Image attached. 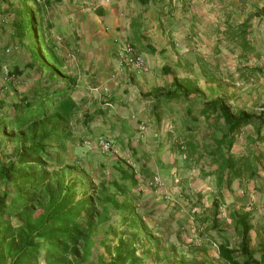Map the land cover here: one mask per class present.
Listing matches in <instances>:
<instances>
[{"label": "trees", "instance_id": "1", "mask_svg": "<svg viewBox=\"0 0 264 264\" xmlns=\"http://www.w3.org/2000/svg\"><path fill=\"white\" fill-rule=\"evenodd\" d=\"M34 3L12 0L7 7L0 5V33L7 30L10 38L3 47L30 54L24 67L12 74L46 72L28 97L11 104L10 116L0 114V264H88L96 247L103 250L97 264H264V211L258 209L260 221L254 224L258 205L244 202L250 196L247 183L260 181L264 168V109L234 113L222 98L204 99L197 81L213 78L206 71L210 64L198 54L190 61L177 60L179 77L172 74L171 89L157 97L152 115L159 126L161 101L163 108L169 103L186 102L192 108L202 103L199 111L187 109L188 122L180 123L175 140L167 133L159 145L177 157V169L193 167L201 178H213L215 197L208 207L201 193L179 182L177 197L164 195L158 201L155 192L166 182L154 183L156 171L147 158L135 167L121 156L109 163L108 156L110 170L103 163L91 168L70 164L69 147L77 143L79 130L85 135L82 140L99 139L89 127L104 109L93 110V99L82 107L73 99L76 79L65 72L56 44L45 40L42 19L31 9ZM253 4L242 21L234 15L238 5L221 7L224 23L214 29L228 46L241 51V61L258 55L248 36L252 20L262 18L264 7ZM3 47L1 64L8 55ZM171 69L164 67V72L171 74ZM247 127L251 133L234 153ZM117 145L137 162L129 141ZM140 181L151 193L139 189ZM252 190L264 198V182ZM223 191L230 194V202Z\"/></svg>", "mask_w": 264, "mask_h": 264}, {"label": "crops", "instance_id": "2", "mask_svg": "<svg viewBox=\"0 0 264 264\" xmlns=\"http://www.w3.org/2000/svg\"><path fill=\"white\" fill-rule=\"evenodd\" d=\"M209 2L210 0H35L31 4L34 14L41 16L45 40L56 44L57 55L63 59L65 72L76 79L73 99L80 107L88 105L93 99L97 101L93 110L98 107L104 109V113L90 124L92 135L100 136L99 139L107 137L106 140L115 143L119 149L117 144L121 140L129 141L137 151L138 159L135 162L131 153L124 151L120 156L129 165L138 167L143 163V158L149 159L156 177L166 182L165 188L155 192L158 201L164 195L177 197L178 182L201 193L205 207L215 197L213 178H201L198 170L193 167L187 169L179 165L180 168L177 169L175 164L180 161L169 149L159 145L160 138L163 139L167 133H171V140H175L177 130H181L180 123L188 122L187 109L199 111L202 103L196 104L194 108L186 102L169 103L163 108L161 101L159 126L152 115L157 97L165 95L171 89L172 74H178L179 69H175L177 60L190 61L201 53L196 48L194 36H209L207 30L222 23L218 15L222 12L221 7L227 3L209 5ZM231 2L238 5L236 9L233 8L236 13L243 10L244 7L238 0ZM215 5L218 10L211 11L210 7L215 8ZM206 10L213 14L208 15ZM10 14L8 9V15ZM205 27L208 29H203ZM9 40L7 30L0 33V48ZM123 42L132 44L142 54L149 67L148 73H137L129 68L120 69L117 50ZM68 55L72 57L69 58ZM169 66L173 70L171 69V74H166L164 67ZM80 110L83 111V108ZM180 159H184V156ZM263 182L260 181L261 184ZM255 185H247L249 193L250 187ZM138 187L146 194L151 193L145 181H140ZM237 190L239 193V189ZM223 194L225 198H230L227 191H223ZM249 195L255 196V200L261 201L263 198L259 192L253 191ZM252 237L255 238L254 232Z\"/></svg>", "mask_w": 264, "mask_h": 264}, {"label": "rangeland", "instance_id": "3", "mask_svg": "<svg viewBox=\"0 0 264 264\" xmlns=\"http://www.w3.org/2000/svg\"><path fill=\"white\" fill-rule=\"evenodd\" d=\"M11 1L12 0H0V5L2 4L6 7L7 4H11ZM219 2H221L222 5L223 3H227L229 5L231 0H210L209 5L214 3L218 4ZM253 3H258L259 5H262L261 7H264V0H243L241 6L244 8L240 11V13L234 14L231 8H227V11L230 10L231 15L234 14L238 21H242L245 19V16L249 15L252 11L254 5ZM214 7L215 8L211 6L210 10H218L217 5ZM30 8L31 7H29V9ZM31 9L33 10L34 8ZM207 13L208 15L213 14L210 11H207ZM223 15V12H219L218 16L220 19H224ZM39 17L41 16L38 15V18ZM222 23L219 24V26H221ZM251 28L253 32L250 36H248V39L253 44L255 53H258V55L253 56V54H251L242 61L239 58L241 51L233 45L228 46L220 35H215V27H213L212 30H209L208 27L203 28L206 30L208 29L206 33L209 34V36L202 35L203 38L198 36V34L194 36L195 45H197L196 48L201 51V53H197L205 56L202 59H205L206 63L210 64L207 66L208 69H206L207 74H213L212 79L207 80L206 78H198L197 86L202 91L203 98H222L225 103L231 107V110L234 113L246 111L251 114H257L260 110L264 109V33H262V31H264V14L262 18H254L252 20ZM7 48V46L3 47L2 50L6 51ZM4 59L6 60L2 65L6 66V68L12 72L15 68L22 69L25 63L30 59V54L26 49H20L18 52L8 54ZM42 73L43 74H40L36 71L26 72L23 75L18 76L19 80L16 83L9 84L8 86L5 84L2 77H0V102H3V108L0 110V114L5 113V115L10 116L11 104L22 97H28L31 89L35 86V82L39 81V77L42 76L43 79L46 75L45 71ZM180 76L183 77L182 72H180ZM191 78L194 79V77ZM42 85H45V83L43 82ZM248 133H251L250 127L242 130V135L234 146V153L240 152L244 143V137ZM78 135L79 139L77 143L75 142L69 147L70 150L68 160L70 164L75 161V164L81 165L84 163L91 168L97 167L103 163L106 165V168L110 170L111 167H109V165L107 166V160H109L107 157H110L109 163H111L110 161H112V159H115L124 153V151H121L113 143L112 150L104 151L98 144L99 139L82 140L81 138L85 136L82 130H79ZM106 138L107 137L103 139ZM261 180L264 181V168L260 171V181ZM260 181H256V183L255 181H250L247 184L252 186L254 183L262 187L263 184H261ZM252 191V187H250V193H252ZM238 194L241 195L242 192L239 190ZM263 199L264 198H262L261 201L255 200V196H249L246 200H244L245 205L256 203L259 207L253 210L255 215L253 219L254 224L260 221L261 215L258 209H260V211H264ZM231 200V197L226 198L227 203ZM223 211L224 208L221 207L220 212L222 216L224 215ZM102 251L103 250L101 248L96 247L93 250V256L88 264H97L96 257L100 255Z\"/></svg>", "mask_w": 264, "mask_h": 264}, {"label": "built area", "instance_id": "4", "mask_svg": "<svg viewBox=\"0 0 264 264\" xmlns=\"http://www.w3.org/2000/svg\"><path fill=\"white\" fill-rule=\"evenodd\" d=\"M16 49H17L16 47H8L5 52L7 54H10ZM68 57L70 58L72 56L68 55ZM117 59L120 69L129 68L137 73H143V74L149 72L148 64L145 61L142 54L139 53L137 49L128 42H123L120 44L117 50ZM0 77H2L3 81L7 86L9 84L16 83L19 80L18 76L12 74V72L9 71L6 68V66H3L1 63H0ZM98 144L104 151L112 150L113 145L111 144L110 141L106 139H99ZM154 183L160 186H163L164 184L161 181V179H159L158 177L154 179Z\"/></svg>", "mask_w": 264, "mask_h": 264}]
</instances>
